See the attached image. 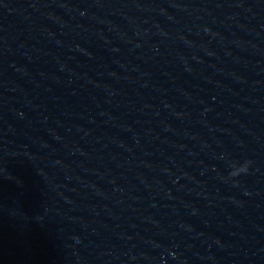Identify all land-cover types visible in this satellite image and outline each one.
I'll return each mask as SVG.
<instances>
[{"label":"water","instance_id":"95a60500","mask_svg":"<svg viewBox=\"0 0 264 264\" xmlns=\"http://www.w3.org/2000/svg\"><path fill=\"white\" fill-rule=\"evenodd\" d=\"M73 2L138 264H264V0Z\"/></svg>","mask_w":264,"mask_h":264},{"label":"clouds","instance_id":"9594fccd","mask_svg":"<svg viewBox=\"0 0 264 264\" xmlns=\"http://www.w3.org/2000/svg\"><path fill=\"white\" fill-rule=\"evenodd\" d=\"M250 162L246 161L243 165L237 166L235 164L232 165L233 170L230 172L231 177H237L242 173H247Z\"/></svg>","mask_w":264,"mask_h":264}]
</instances>
